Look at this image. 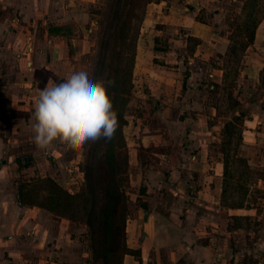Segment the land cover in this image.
<instances>
[{"label":"crops","instance_id":"crops-1","mask_svg":"<svg viewBox=\"0 0 264 264\" xmlns=\"http://www.w3.org/2000/svg\"><path fill=\"white\" fill-rule=\"evenodd\" d=\"M163 1L147 4L137 38L133 74L157 104L154 119L137 125L146 134L154 124L167 126L163 132L170 145L179 144L180 154L166 152L162 162L168 177L159 166L147 170L146 193L136 199L126 226L127 245L139 255L126 253L123 264H264V213L249 204L245 210L224 203L222 150L224 135L234 136L230 126L236 125L237 154L262 172L254 185L264 188V15L229 79L231 70L222 61L230 52L229 37L218 9L221 3L248 6L251 0ZM60 3L63 16L42 26L32 15L38 6L34 0H0V264H93L85 224L29 204L19 194L20 182L45 175L57 179L74 161L60 157L63 133L40 148L32 127L39 91L63 78L74 65L72 51L82 48L81 41L84 45L85 38L70 26L84 25L89 33L93 28L89 7L95 2L74 6L75 0H53L57 8ZM254 3L264 9V0ZM203 12L210 18L203 19ZM156 36L166 39L167 50L155 48ZM70 46L74 49L65 53ZM225 89L232 96L226 111ZM21 153L33 154L36 174L20 177L33 165H22ZM9 167L18 175L11 176ZM191 181L198 187L197 205L189 202ZM254 197L264 202V192ZM234 216L246 218V238L235 239L245 229L233 226ZM251 220L257 223L253 228Z\"/></svg>","mask_w":264,"mask_h":264},{"label":"rangeland","instance_id":"rangeland-1","mask_svg":"<svg viewBox=\"0 0 264 264\" xmlns=\"http://www.w3.org/2000/svg\"><path fill=\"white\" fill-rule=\"evenodd\" d=\"M173 2H180L181 0H164V3L171 4ZM34 2L38 3L37 10H35V14L33 12L32 15H38L39 21L37 24H43L42 26H46V24L49 22H54L55 17L63 16V13H65L64 8L61 6L62 3L59 4L60 7L53 6V0H34ZM90 2H95L94 6L89 9H91L90 15L93 18V30L95 31L94 34H91L89 36V32L87 31V28H85L84 25L81 27L77 26L78 24H73L70 26V28L78 29V36H81L82 38H85V42L83 45V41H81L82 48L77 49L76 51H72V48L70 46L69 50L65 53H72L74 52L75 56L72 60L73 64H77L82 61H87L90 63L92 67V71L94 73V76L96 79H100L103 81V78L105 77V74H100L99 71L96 72V67L98 66V60L102 57L103 54L99 52V45H100V39L103 36V29L107 23V17L109 16V12L111 7L114 4V0H75V5H88ZM36 6V5H35ZM109 9V12L107 11ZM34 11V9H33ZM61 11V13H59ZM92 11H94L92 13ZM218 11L220 12L222 16V21H224V33L228 34L229 37V47L230 52L223 57L222 61L224 62V65L227 66L231 72L229 74V79L233 77V70H236V67L239 66L241 58V50L240 42L242 41V38L244 37V34L246 33V26L244 25V21L246 18V9L240 7V6H234V5H226L225 3H221ZM264 12V9H263ZM68 13V12H67ZM205 12L201 13L200 16L203 19L210 18L206 17ZM210 16V14H209ZM78 17V16H76ZM257 17V16H256ZM80 18V17H79ZM99 21V23H97ZM69 26V25H68ZM227 30V31H226ZM227 37V38H228ZM27 40V39H26ZM26 42V41H25ZM24 42V43H25ZM38 42L41 41L38 39ZM71 49V50H70ZM65 61V58H64ZM239 62V64H238ZM66 62H64L65 64ZM70 65V62H69ZM231 84V82H230ZM130 87L128 86L127 92L123 94V100L119 99L118 97H112V107H119L120 109L123 106V113H124V119H126L125 125L122 128L123 132V144H122V154L120 155V163L119 168L115 167L113 170H109V168L106 165V168L103 166L105 163H107V158L104 156L106 154V143L103 140V137H98L94 140H88L84 142L83 144H77L76 142L69 139L66 135L63 134L61 137L62 140V154L61 159H74L72 166L69 168H66L65 170H60L55 176L58 179L59 183L63 185L64 187L68 188L72 192H76L80 189L83 182L86 183V175H87V182L88 178L93 179L96 176L99 177V179H102V182L108 183L111 180H114L116 182V186H118V194L120 198L126 197V202L128 206V214L126 216V226L128 224V218L132 216L134 209L137 206L136 199L140 195H144L145 189L147 187L146 180H147V170L150 168L159 169L162 171V177L167 176L170 174L168 172V167L165 166V164L162 162L164 159L166 152H169L170 155L175 156V158L179 157V152L177 146L171 144L169 142V136L166 137V134H164V130L167 129V126L162 125H153L151 127V132L146 134L142 132V128L138 129V126H144L148 120L146 119V116L144 114H141V111H144V100H148L145 91L146 87L144 84V81L141 79L135 78L134 74L132 77V80L130 81ZM229 88H231V85H227ZM226 88V87H225ZM208 89L210 91L211 88ZM230 91V90H229ZM212 94H209L211 96ZM223 101L222 104L224 106V110L228 108L229 105H227V102H232V96L231 92L223 91ZM220 98V97H218ZM111 99V98H110ZM152 104L154 105V101L151 99ZM153 111V110H152ZM149 112V116H151V120L154 119L152 116H154L155 111L152 113ZM162 121V118H161ZM137 123L139 125H137ZM153 128V129H152ZM154 130H161L159 134H154ZM120 133V130H119ZM237 136H230V144H236L237 143ZM178 142V139H177ZM171 147V148H170ZM215 147V146H213ZM121 148V147H120ZM234 152L229 151L228 155L224 158L227 160V169H226V178H225V187L227 188V193L229 198H237L239 197V192L236 189V180L240 176L241 180L246 179V173L245 165L243 161L241 160V157L238 152H235L237 156H233ZM233 154V155H232ZM21 160H25L26 162H29L30 164H33L31 168L24 170L23 172H20V177H29L31 175L36 174V171L34 173V166L36 165L37 161H35V157L32 156V153H21L20 154ZM53 155V154H51ZM168 155V154H167ZM4 154H1V158L3 159ZM53 157V156H52ZM223 157V155H222ZM237 157H240L239 160L241 163L237 161ZM55 161V160H54ZM246 161V159H245ZM2 164V162L0 161ZM102 163L103 165H101ZM100 166H103L104 169L100 170ZM44 167V165H42ZM45 169V168H44ZM188 170L187 168H185ZM8 173L11 176L18 175L16 174L12 167L7 168ZM99 170V171H98ZM193 171V169H192ZM255 171V170H254ZM156 173V171H154ZM52 173H55V170L52 171ZM154 173V174H155ZM164 173V174H163ZM150 174V173H149ZM153 174V175H154ZM152 175V176H153ZM193 175V174H192ZM192 175L190 177L192 179ZM19 177V176H18ZM154 177V176H153ZM252 179V178H251ZM253 179L255 181V178L253 176ZM248 181V180H247ZM246 181H244L245 183ZM102 183V184H103ZM192 183L191 186L187 190L189 191V196L191 197L189 202H198L194 200L197 196V188L196 182H190ZM247 183V182H246ZM250 186V185H249ZM253 187L254 190H251V192L256 193V195H259L258 191H255V185H251L250 189ZM143 189V190H142ZM158 190V189H157ZM98 195L103 196L104 194H108L107 190L105 188H102L101 186L98 188ZM161 192L166 193V188H162L160 190ZM261 192H264V188H261ZM193 199V200H191ZM187 201V200H186ZM248 204L251 207H254L256 211L263 212L264 213V202L263 200H258L254 195L249 197ZM246 210V204L244 205ZM232 224L234 227H237L238 225H241L245 232L241 234H236L235 239L240 240L242 238H246V218L241 219H233ZM78 223V222H77ZM85 224V222H80ZM131 223V222H130ZM249 224L252 226L253 224L256 225L253 220H251V223L249 221ZM125 226V227H126ZM89 225L85 224V233H84V240L86 241V244L89 246L90 255L92 256V250L90 248V233L89 231ZM253 228V226H252ZM126 231V229H125ZM98 235H96L97 237ZM127 238V231L125 234V239ZM97 246L99 244L97 243Z\"/></svg>","mask_w":264,"mask_h":264},{"label":"trees","instance_id":"trees-1","mask_svg":"<svg viewBox=\"0 0 264 264\" xmlns=\"http://www.w3.org/2000/svg\"><path fill=\"white\" fill-rule=\"evenodd\" d=\"M151 1L158 0H114L110 12L109 9L107 10L110 14L102 31L103 36L99 45V52L103 55L98 60L99 67H96V72L99 71L100 74H105L103 81L107 82L109 79L113 81L111 85L107 86V93L112 102V97H118L121 100L125 99L123 94L129 91L128 86H131L129 84L133 77L137 38L146 12V6ZM254 4V0H251L248 6H246L245 2L242 7L246 9L247 18L244 21L247 31L240 42L242 49L246 47L248 42L253 40L257 21L264 15L263 9L257 8ZM91 18L93 20L94 17ZM54 29L61 32L64 31L62 27H54ZM94 33L95 31L92 28L89 36ZM155 48L167 50L168 43L166 39L156 36ZM155 61L158 62V59H155ZM144 104V111H141V114H144L147 118L149 117V112L154 110L157 104L153 105L150 99L144 100ZM122 109L123 106L121 109L120 106L114 107L118 120L117 127L110 139L103 137L106 143L107 151L104 156L107 158V163L104 165L100 164L105 168L107 165L109 170L120 167L118 163H120V155L123 153L122 142L124 141V136L122 128L126 123V119H124ZM228 127L229 125H226L227 130ZM230 128V131L237 136L238 128H236V125L230 126ZM230 142V136L224 135V144L222 146L224 156H227L229 151L234 152L233 154L238 151V139L236 144L231 145ZM233 156H237V154ZM239 158L237 157V161L241 163ZM241 160L245 165L244 172L246 173V179L243 180L247 183H244L240 176L237 178L236 189L240 193L237 198L227 197V188H224L223 201L228 206L243 207L245 204L248 205L249 199H247V195H256V193L251 192V190H254L253 187L250 189V186L254 184L253 176L255 178L256 175L262 174V172L254 171L255 169L247 164V160L245 161L244 157H241ZM225 161L227 162L226 159ZM28 164L27 162L22 163V165ZM103 166H100V170L104 169ZM102 183V179H99L98 176L91 180L88 178L87 182L86 175V183L83 182L78 191L72 192L50 175L37 176L30 181L20 182L19 194L21 199L29 204H36L72 221L85 222L86 225H89L90 229L88 232L90 233L89 240L93 264H123V258L126 253L139 255L138 251L128 247L125 239L126 216L129 212L126 197L120 198L117 191L118 186H116L117 184L114 180ZM100 186L105 188L108 194L99 196L97 190ZM255 191L260 194L263 193L261 189L259 190L256 187ZM234 218L240 219L238 216H234ZM96 235L98 236L96 237ZM97 243L99 246H97Z\"/></svg>","mask_w":264,"mask_h":264},{"label":"clouds","instance_id":"clouds-1","mask_svg":"<svg viewBox=\"0 0 264 264\" xmlns=\"http://www.w3.org/2000/svg\"><path fill=\"white\" fill-rule=\"evenodd\" d=\"M112 83L96 79L87 61L74 64L59 82L47 83L35 102V144L46 148L61 133L77 144L110 139L118 124L107 93Z\"/></svg>","mask_w":264,"mask_h":264}]
</instances>
